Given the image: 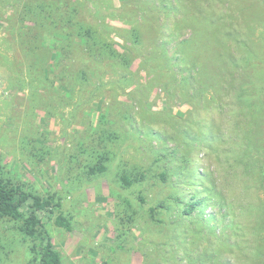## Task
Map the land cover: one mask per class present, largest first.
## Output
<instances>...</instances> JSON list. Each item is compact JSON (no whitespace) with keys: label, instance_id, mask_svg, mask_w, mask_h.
<instances>
[{"label":"rangeland","instance_id":"1","mask_svg":"<svg viewBox=\"0 0 264 264\" xmlns=\"http://www.w3.org/2000/svg\"><path fill=\"white\" fill-rule=\"evenodd\" d=\"M91 1L119 8L132 0H0V177L52 197L51 210L41 217L63 264H195L201 245L213 248L214 229L231 231L239 241L257 235L238 206L256 202L253 157L256 151L264 154V93L253 112L255 107L248 109L236 97L241 80L231 81L229 75L264 76V0H211V25H225L230 33L227 57H243L247 48L255 56L246 70L230 63L215 76V90L199 84L182 88L183 64L170 66L161 82L145 71L143 56L133 57L128 66L93 56L76 34L80 26L101 31ZM125 9L104 19L119 31H102L110 46L128 52L125 36L138 24L149 43L161 39L174 63L176 44L187 30L174 25L167 11L159 16L150 11L146 20L130 23L126 18L136 8ZM47 13L51 17L44 20ZM56 38V60H50L42 79L48 56L40 46ZM250 139L260 144L248 158L253 167L247 173L234 158H246L242 147ZM100 161L104 170L92 173ZM140 172L141 183L121 180L123 173L133 178ZM205 185H213V191ZM191 195L202 202L187 217L182 209ZM150 206L156 207L155 218ZM58 215L69 221L70 230L55 223ZM229 219L235 222L232 229ZM19 224L0 218V264L30 261V242Z\"/></svg>","mask_w":264,"mask_h":264},{"label":"trees","instance_id":"2","mask_svg":"<svg viewBox=\"0 0 264 264\" xmlns=\"http://www.w3.org/2000/svg\"><path fill=\"white\" fill-rule=\"evenodd\" d=\"M177 1L181 0H155V4H149V0H132L129 5H122L119 8H114L112 5L102 8L99 2L91 1L96 8L94 16L99 20L101 31H98L94 26H80L78 31L75 30V32L77 31V37L80 38V43L83 44L84 49L88 50L95 57L106 56L128 66L133 57L143 56L145 71L151 74L152 77H155L157 81H161L162 78H164L161 74L167 71L170 66L176 65L181 67L183 64L186 69L178 78V83L182 88L185 86L194 89L198 88L197 84H199L200 89L209 87L215 90L217 86L216 81L218 82L215 76H218L221 71L227 70L229 67L228 65H231L230 63L239 66L242 70H246L252 66L254 59L251 57L255 58V56L251 49L247 48V55L243 57L238 54L237 56L231 55V57H227L225 53V46L227 45L225 43L230 33L225 29V25H211L214 22V16L208 13L209 7L212 6L211 0H184L181 1V6L183 7H178ZM52 2L54 3V0H52ZM42 4L46 5L47 3L43 1ZM130 5L136 8L132 15H130V18H126L130 23L137 22L139 18L146 20L150 11H154V14H157V16L160 15V12L164 13L167 11L166 14L174 18V25L180 28L183 27L181 29L187 30V35L176 44L177 50L174 52L176 53V56H174V63H170L171 58L161 39L157 37L154 39V43H149L147 39L148 36L146 35L147 32L145 30L143 31L138 24H133L127 31L128 36H125L127 41L125 47L128 52H119L117 49L111 47L109 42L105 40L102 31L108 33L109 30L115 31L116 29L111 25H107L104 19L106 17L114 18L113 16L116 11L119 13H126L125 8ZM29 10L28 13H31L32 9L29 8ZM75 12L74 7L71 8L67 17L68 23L73 22ZM50 15V13H47V15L44 14L43 19L49 20L51 17ZM36 26L38 27L39 25H35V27ZM212 26H217L215 31L210 30ZM39 29L40 28H37V32ZM46 33L45 31L44 34L40 29L42 38ZM43 34L44 36H42ZM53 35L55 37L59 35L64 37L63 35H65V33L59 34L54 32ZM59 41V38L54 40L50 39L49 41L45 40L40 46L44 56L46 58L48 56L45 61L46 66L40 69L39 76H41L42 79H44V76L47 74L48 66H51L52 61L56 60V55L58 53L57 48L60 47ZM214 42L218 43L217 45L219 46ZM143 50L145 53H143ZM51 59L52 61H50ZM239 59L243 61L242 65L239 64ZM237 74L236 72H231L229 75L231 81H235L238 78L241 80L236 93L237 99L241 102L248 103V109L255 107L253 108V112H257L259 107L263 104H258L260 102L257 98L261 93H264V76L248 73L247 71L241 72L238 76ZM225 79V77L220 75V80L225 82ZM235 83H231L230 86L234 87ZM255 137L257 138L258 136L256 135ZM256 144L260 143L255 139H250L244 145V149L242 147L247 159L240 156L234 158L236 166L242 165V169L247 170V173H249L250 166H252L250 163L252 160L248 158L253 156L251 152L256 147ZM263 155L264 154H260V152L256 151L253 157L254 161L256 160L258 164V171H256V175L253 177L257 190L256 202L251 203L252 201L248 200L238 206L239 212L243 213L245 211V214L250 217L253 229L256 231L257 235L254 234V237L250 236L247 237V239L243 238L239 241V236L231 231L223 232L214 229L211 236L214 238L215 242L214 244L209 243V245H213V248L210 250L207 247L199 245L200 254L195 264H264ZM104 168L103 163L100 161L95 165V168H90V171L94 173L96 171H103ZM160 177L164 179L165 174L161 173ZM133 178L125 173L121 175L122 182L125 185H131L133 183H141L144 179V173L140 172ZM212 180L211 178V181ZM212 187L213 185L209 187L205 185V188L209 190H212ZM245 191H247V189ZM242 194L245 200H247L248 197L245 195V192ZM138 198L142 203L144 202V198L141 195H139ZM201 202L202 199H198L194 195H191L190 200L184 202L182 213L187 217L192 216V214L199 209ZM52 205V197H44L27 192L21 185L14 184L9 179L0 177V218L7 217L20 222L19 230L30 242L29 250L31 258L28 264H63L60 253L54 247L51 236L41 217V213L51 210L50 206ZM56 205L59 206V203L56 202ZM149 213L152 218H155L156 207L150 206ZM200 222L202 223V221ZM55 223L70 230V223L64 216L58 215L55 218ZM226 223L231 229L235 224L234 220L230 219ZM203 236L204 235H202V237Z\"/></svg>","mask_w":264,"mask_h":264},{"label":"crops","instance_id":"3","mask_svg":"<svg viewBox=\"0 0 264 264\" xmlns=\"http://www.w3.org/2000/svg\"><path fill=\"white\" fill-rule=\"evenodd\" d=\"M120 1H123V0H114V3H115V2H118V3H119ZM115 4H116V3H115Z\"/></svg>","mask_w":264,"mask_h":264}]
</instances>
